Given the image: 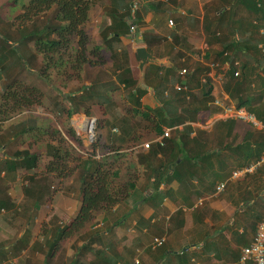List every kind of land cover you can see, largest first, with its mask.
<instances>
[{
	"label": "crops",
	"instance_id": "0c3cea01",
	"mask_svg": "<svg viewBox=\"0 0 264 264\" xmlns=\"http://www.w3.org/2000/svg\"><path fill=\"white\" fill-rule=\"evenodd\" d=\"M30 1L25 0L21 7ZM124 8H131V15L122 25L116 14ZM22 12L23 8L14 10L11 19L0 11V30L17 46L19 38L16 41L10 31L20 37L19 29L24 26H17L13 19ZM111 25L120 30L119 37L110 32L107 37L102 35ZM85 30L89 35L88 51L95 47L99 51L89 53V63L84 65L78 85L68 84V115L61 121L53 114L49 117L54 120L44 118L45 98H50V103L61 93L58 84L48 88L44 85L43 55L33 43L19 45L20 57L8 63L7 72L0 68V177L8 180L4 183L8 187L0 190V195L11 196L16 204L14 209L0 211V264H57L58 248L65 240H60L51 253L57 229L74 219L82 196L74 198L75 193L66 195L61 189L56 199L38 205L35 199H25L30 197L24 186L28 176L40 177L46 170L45 163L51 160L52 146L57 142L45 140L43 128L49 123L62 130L60 122L67 126L63 137L85 157L96 152L94 158L101 159L113 153L107 147H118L127 153L129 165L139 175L131 195L108 213H100L98 225H87L89 232L106 225L110 231L106 235L117 240L118 251L127 259H131L128 253L136 252L134 262L138 259L139 264H252L240 262V255L253 241L264 215V169L238 178L233 173L254 162L251 154L263 128L227 117L216 99L233 103L225 88V71L231 67L229 52L237 72L244 71L245 90H250L252 96L264 92V0H117L115 6L112 0H99L92 6ZM4 38L0 37V43ZM142 46L155 57L144 71L135 55ZM184 69L187 71L182 74ZM15 77L42 88L44 105L7 115L8 102L2 93ZM180 77L182 83H176L174 89L181 85L188 91L189 81L199 96L207 78L212 79L215 99L192 124L215 155L194 163L190 159L181 163L179 158V179H167L173 175V167L156 171L159 159L163 162L166 158L158 155L154 161H142L140 154L148 152L143 146L147 141L160 137L151 127L161 121L157 111L163 107L159 93ZM133 80L138 82L137 87L127 88ZM79 86L80 90L75 91ZM137 89L142 108L152 110L148 117L135 111L136 99L129 94L137 93ZM56 109L61 111L58 104ZM25 120L31 126L27 133L19 134V129L13 131L10 127ZM94 124L99 126L101 141L96 149H90ZM167 129H171L172 136L174 128L164 126ZM244 143L245 147L239 148ZM26 152L39 156L38 167H20L9 174L14 169L7 167L6 160H18ZM223 182L225 189L217 191ZM155 237H165V244L153 247ZM67 255L69 264H86L94 257L93 252L80 255L79 249H69Z\"/></svg>",
	"mask_w": 264,
	"mask_h": 264
},
{
	"label": "trees",
	"instance_id": "16d2710c",
	"mask_svg": "<svg viewBox=\"0 0 264 264\" xmlns=\"http://www.w3.org/2000/svg\"><path fill=\"white\" fill-rule=\"evenodd\" d=\"M98 1L31 0L29 4L23 7V12L16 17L15 21H20L19 27L24 26L22 30L19 29V45L33 43L35 49L42 53V73L46 79L50 80L52 76H58L65 84H68L71 80L80 79L84 65L89 63V53H98L99 49H96V47L88 51L89 35L85 30V24L90 19L92 6ZM124 1L126 2V0ZM116 3L117 0H112L113 6ZM116 15H119V20L124 25L131 15V8H124L122 13ZM109 32L115 38L120 35V30H117L114 25L109 26L102 35L107 37ZM11 41L12 43H10ZM19 45H15L13 39L9 36L5 37L0 43V68L2 71L7 72L8 63L12 64L15 62L16 57H20ZM237 48L235 45L234 49L237 50ZM228 54L231 67L225 71V74H228L226 91L233 103H236L238 107L247 108L264 123V92L252 96L250 90L248 92L245 90L246 77L244 71L236 75L237 69L233 66L235 60L231 58L233 54L230 52ZM3 62L7 64H3ZM137 83L136 80H133L126 86L134 89L137 87ZM176 83H182L181 77L175 79L170 88L167 86L163 93H159V99L163 107L157 111L160 113L161 121H157L155 127L154 125L151 126L160 136L165 132L164 126L172 127V130L174 128L172 136L165 139V145L155 143L153 146L151 145L146 154H140L142 161L143 159L154 161L156 158L158 159V155L166 158V160L163 159V162L162 159H159L161 162L157 165L156 171L162 170L163 167H173L175 171L167 179H179L178 167L184 159H190L193 163L196 160L203 162L212 159L215 155V152L211 153L209 151V146H205L199 133L200 130L192 124V122L197 121L198 114L201 111L210 109L215 99L212 95V79L207 78L200 96L191 89L189 81L187 84L188 91L185 89L175 90L174 85ZM168 90L169 93L166 95ZM132 92L129 95L130 98L136 99L134 101L137 107L135 109L136 113L140 112L148 117L149 112L152 110L142 108L140 89H137L135 94ZM44 96L45 91L42 88L15 77L9 81L2 93L3 100L8 102L5 112L7 115H16L34 106H41L43 105ZM10 127H14L12 128L13 131L19 129V134L27 133L31 128L27 120L12 124ZM194 132L197 135H193ZM45 133L51 135V132L47 130L43 134ZM258 138V148L256 147L251 154L254 162L264 154V128L258 134ZM76 140L81 141L79 138ZM63 142L64 139L61 138L53 144L50 155L51 160L47 163L44 174L42 173L40 177H37V175L28 176L27 184L24 186L26 196L35 199L36 204L39 205L44 200L52 197V179L69 178L75 173L79 176L82 196L80 209L69 224L57 229L58 238L53 243L51 253L60 240L70 238L82 230L87 231V225L97 215L102 212L108 213L126 200L136 188V181L139 178L138 173L133 172L126 175L125 178L123 177L124 170L128 171L129 167L135 172L137 169L129 165L127 153L118 147H107V150H112L113 153L105 155L101 159L94 158L96 152L87 159H83L82 155L78 153L76 155L74 150L63 146ZM97 144L93 142L92 147L96 149ZM244 147L245 143L239 145L241 149ZM18 158V160H6L7 167L14 169H8L9 174H14L20 167L28 169L38 167L39 156L37 155L26 152L21 153ZM179 158H182V161L177 164ZM71 162L77 164L71 167L69 164ZM51 174H53L52 178L50 177ZM15 207L16 204L11 196L4 198L0 195V211L2 209H14ZM86 231L80 234L82 245H79V254L93 252L94 255L92 260L86 264H135L133 258L136 252L128 253L131 259H127L123 253L118 251V242L112 235H107L108 239L105 242L103 236L110 231H100L98 228L93 232H89V234ZM96 243L100 244L99 247L94 245Z\"/></svg>",
	"mask_w": 264,
	"mask_h": 264
},
{
	"label": "rangeland",
	"instance_id": "374dc122",
	"mask_svg": "<svg viewBox=\"0 0 264 264\" xmlns=\"http://www.w3.org/2000/svg\"><path fill=\"white\" fill-rule=\"evenodd\" d=\"M24 1L25 0H0V11H1L2 15H5L6 17H11V19H12L14 17V14L11 15V16H10V14H12L14 10L17 11L19 8H23L21 6H22V4H23ZM17 3H19V5H14V4H17ZM15 20H16V18H14L13 21L15 22V24L17 26H19L20 21H15ZM1 32H3V33H1ZM10 32L12 33L11 36L13 38H15L16 41H18V38L19 37H18V34H16L17 32L14 31V30H11ZM0 34H2V36H0V37H7V35H5V33H4V31H1L0 30ZM80 79L71 80V81L68 82V84L78 85V81L80 82ZM61 80L62 79L59 78L58 76H52L50 80L49 79H46V81H44V85L46 86V88H48L50 86H53L55 84H58L57 85L58 86V90L61 93V94L57 95L56 98H52V100H51L50 103L48 102V99H50V98H47V99L45 98V100H46L45 105L43 103V105H44V118L46 117V118L52 119L51 117H49V114H53L55 117H58L59 121H61L60 119H62L64 116H67L68 115V111H66V107H65V104L67 105V103H68L67 100H65L66 99L65 97H67V95H68V92H67L68 84L63 83V81H61ZM79 90H80V86L77 87L75 91H79ZM57 104L59 105L61 111H59L58 109H56V105ZM56 114H59V115H56ZM52 120H54V119H52ZM49 121L50 120H48L47 122H49ZM66 127H67L66 125H63L60 122V128L62 129V130H60L58 126L50 125L49 123H47L46 126L42 130V134L46 130L49 131V132H51V135L50 134H47L46 135L47 138L45 140H48V141H50L51 139L57 141V139L63 138L64 139L63 146H65L66 148H70L71 150H74V153H76V155H77V153L80 154V155H82V158L83 159H87V157H85V154H83L82 152L78 151L76 149V147L72 146L70 144V142H68L63 137V133L65 132ZM98 127H99L98 124H94V127H93V125H91V128H93V132L90 133V134H93V135H91L93 138H92V142L90 144V149H95V148L92 147L93 142L100 143V141H101V139L99 138ZM100 132H101V130H100ZM43 135L45 136V134H43ZM88 135L89 134L87 133V136ZM78 146L81 149V145L78 144ZM81 150L84 151L86 154L89 153L86 149L85 150L84 149H81ZM47 163L48 162H46L45 164L47 165ZM69 164H70L71 167H74L77 163L71 162ZM44 172L45 171H43V174H44ZM132 172L137 174V171L135 172L133 169H131L129 167V170L128 171H125L124 170L123 177L125 178L126 175H130ZM6 180H7V178L0 177V190H2L5 187H8V186H6L4 184L6 182ZM71 180L73 182H70ZM67 183H69V184H67ZM52 184H53L52 195H51L52 197L50 199H56V195H57L58 191H60L61 189H62V191H64V194H66V195L69 194V193H70V195L71 194L74 195L73 193H75V197L74 198H78L79 196H81V194H80L81 182L79 180L78 174H76V173L73 174L69 178L52 179ZM25 199H33V198H27L26 197ZM97 217H98V215L96 216L95 219H93L91 221V223H90L91 225H94V224L95 225H98L100 223V220ZM53 221H55V220H53ZM46 226L47 225L44 224V228ZM98 229L100 231L109 230L106 225H103V226H101ZM85 231L86 230H84V231L82 230V231L76 233L74 236H72V237L67 238V239L64 240V244L63 245H60L59 248H58L59 249V251H58L59 257H58V260H57V264H69L68 262H69L70 259H68L67 252H68L69 249L75 250V251L78 252L79 245L81 244V243H79V241L81 240L80 234L83 233V232H85ZM86 233L89 234V231L87 230ZM103 239L106 242L107 239H108L107 238V235H104L103 236ZM74 253L75 252H73L72 254H74ZM133 261H135V257L133 258Z\"/></svg>",
	"mask_w": 264,
	"mask_h": 264
},
{
	"label": "built area",
	"instance_id": "2783aa9c",
	"mask_svg": "<svg viewBox=\"0 0 264 264\" xmlns=\"http://www.w3.org/2000/svg\"><path fill=\"white\" fill-rule=\"evenodd\" d=\"M137 5L133 6L135 10ZM170 24L174 25V21L170 20ZM135 27L132 26V29ZM187 70H183L182 74H185ZM236 75H239V72H236ZM184 87L181 85H177L178 90H182ZM216 104L223 108L224 114L230 118H236L248 121L252 123L256 127L264 128V123L260 121L255 114L251 113L245 107H238L233 103H225L221 99H216ZM171 136V129H167L163 135H161L156 141L149 142L147 141L143 146L146 149H149L152 144L159 143L160 145H165V139ZM91 138H93L91 136ZM258 169H264V154L255 162L251 163L250 165L237 170L233 173L234 178H238L244 174L253 173ZM226 183H220L217 186V191L221 192L225 189ZM166 242L165 237H155L153 240V247H160L163 246ZM240 262L248 263L252 262V264H264V215L262 216L261 220L257 226V232L254 236L253 241L250 245L245 246L240 255ZM136 263L139 264L140 260L136 259Z\"/></svg>",
	"mask_w": 264,
	"mask_h": 264
},
{
	"label": "water",
	"instance_id": "95a60500",
	"mask_svg": "<svg viewBox=\"0 0 264 264\" xmlns=\"http://www.w3.org/2000/svg\"><path fill=\"white\" fill-rule=\"evenodd\" d=\"M136 59L139 62V67L142 71L145 70V67L154 60L155 57L151 55L146 47H138L135 52Z\"/></svg>",
	"mask_w": 264,
	"mask_h": 264
}]
</instances>
